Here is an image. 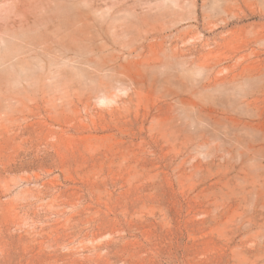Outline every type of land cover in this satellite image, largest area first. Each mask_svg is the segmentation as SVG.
Instances as JSON below:
<instances>
[{
	"label": "rangeland",
	"instance_id": "rangeland-1",
	"mask_svg": "<svg viewBox=\"0 0 264 264\" xmlns=\"http://www.w3.org/2000/svg\"><path fill=\"white\" fill-rule=\"evenodd\" d=\"M0 264H264V0H0Z\"/></svg>",
	"mask_w": 264,
	"mask_h": 264
}]
</instances>
